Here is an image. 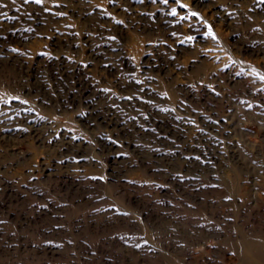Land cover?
<instances>
[{
    "label": "rangeland",
    "instance_id": "374dc122",
    "mask_svg": "<svg viewBox=\"0 0 264 264\" xmlns=\"http://www.w3.org/2000/svg\"><path fill=\"white\" fill-rule=\"evenodd\" d=\"M0 264H264V0H0Z\"/></svg>",
    "mask_w": 264,
    "mask_h": 264
},
{
    "label": "snow or ice",
    "instance_id": "6c2138e0",
    "mask_svg": "<svg viewBox=\"0 0 264 264\" xmlns=\"http://www.w3.org/2000/svg\"><path fill=\"white\" fill-rule=\"evenodd\" d=\"M36 2H37V3H39V2H40V0H36ZM193 15H195V14H193Z\"/></svg>",
    "mask_w": 264,
    "mask_h": 264
}]
</instances>
